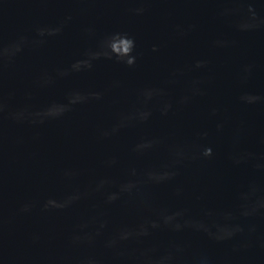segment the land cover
Instances as JSON below:
<instances>
[{
  "label": "water",
  "instance_id": "1",
  "mask_svg": "<svg viewBox=\"0 0 264 264\" xmlns=\"http://www.w3.org/2000/svg\"><path fill=\"white\" fill-rule=\"evenodd\" d=\"M0 264H264V0H0Z\"/></svg>",
  "mask_w": 264,
  "mask_h": 264
},
{
  "label": "clouds",
  "instance_id": "2",
  "mask_svg": "<svg viewBox=\"0 0 264 264\" xmlns=\"http://www.w3.org/2000/svg\"><path fill=\"white\" fill-rule=\"evenodd\" d=\"M120 43L123 45V47L120 49H116V51L120 55L128 56L129 59H128L127 63L129 65L133 64L135 62V57L131 56V53H132L133 48L135 46L134 41L130 38L122 37L120 40ZM153 51H155V48H153ZM202 155L203 156H211L212 155V149L211 148L205 149ZM181 158H183V156ZM173 175H175V173H173Z\"/></svg>",
  "mask_w": 264,
  "mask_h": 264
}]
</instances>
